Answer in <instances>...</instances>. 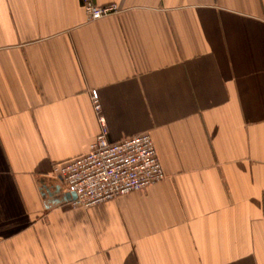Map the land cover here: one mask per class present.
Here are the masks:
<instances>
[{"label":"crops","instance_id":"0c3cea01","mask_svg":"<svg viewBox=\"0 0 264 264\" xmlns=\"http://www.w3.org/2000/svg\"><path fill=\"white\" fill-rule=\"evenodd\" d=\"M0 0V264H264V0ZM149 132L166 177L87 208L51 166Z\"/></svg>","mask_w":264,"mask_h":264},{"label":"built area","instance_id":"2783aa9c","mask_svg":"<svg viewBox=\"0 0 264 264\" xmlns=\"http://www.w3.org/2000/svg\"><path fill=\"white\" fill-rule=\"evenodd\" d=\"M86 20L120 12L117 3L80 0ZM91 102L99 122V133L87 151L51 166V175L62 184L64 193H73V206L87 208L106 199L137 191L166 177L149 132L109 140L105 119L100 115L98 93L90 90Z\"/></svg>","mask_w":264,"mask_h":264},{"label":"water","instance_id":"95a60500","mask_svg":"<svg viewBox=\"0 0 264 264\" xmlns=\"http://www.w3.org/2000/svg\"><path fill=\"white\" fill-rule=\"evenodd\" d=\"M63 198L65 200L68 199L70 201V200L74 199V195H73V193L66 192V194L63 195Z\"/></svg>","mask_w":264,"mask_h":264}]
</instances>
